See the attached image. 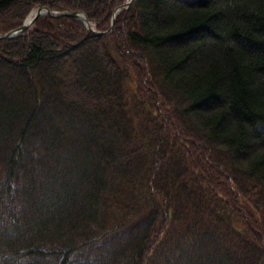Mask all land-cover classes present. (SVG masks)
<instances>
[{
  "label": "trees",
  "instance_id": "trees-1",
  "mask_svg": "<svg viewBox=\"0 0 264 264\" xmlns=\"http://www.w3.org/2000/svg\"><path fill=\"white\" fill-rule=\"evenodd\" d=\"M127 1L0 0V34L35 7L105 32ZM189 260L264 264V0H134L106 35L43 16L1 39L0 264Z\"/></svg>",
  "mask_w": 264,
  "mask_h": 264
},
{
  "label": "water",
  "instance_id": "water-1",
  "mask_svg": "<svg viewBox=\"0 0 264 264\" xmlns=\"http://www.w3.org/2000/svg\"><path fill=\"white\" fill-rule=\"evenodd\" d=\"M134 0H129L126 4V9L130 7L131 3ZM122 9H120L119 11H121ZM31 14V13H30ZM30 14L28 15V17L25 19L23 25L17 29L14 30L12 32L6 33V34H2L0 35V40H6V39H13L15 37L21 36L23 35L27 29L41 16H46V17H50V18H59V17H67V18H72L75 20H78L80 22L83 23V25L88 28L90 31L93 32L94 35H101V34H108L109 32H112L113 29V25H114V16L112 17V21H111V26L109 31L106 32H97L94 30V28H92L90 26V24L88 23L86 17L79 12H65V13H59V12H49L47 9H43L41 7H37L35 8V13L33 15V17L29 18Z\"/></svg>",
  "mask_w": 264,
  "mask_h": 264
},
{
  "label": "rangeland",
  "instance_id": "rangeland-1",
  "mask_svg": "<svg viewBox=\"0 0 264 264\" xmlns=\"http://www.w3.org/2000/svg\"><path fill=\"white\" fill-rule=\"evenodd\" d=\"M79 82H83L85 85H86V83L82 80V79H79ZM65 123L68 125L69 124V121H65ZM50 130L51 131H54L55 129L50 125ZM82 137H85L84 136V134H82L81 135ZM34 137H35V135H34ZM33 137V138H34ZM76 139V145L78 146V147H83L84 146V144H85V141L84 140H82V138L80 137V139L78 140L77 139V137H75ZM84 139V138H83ZM36 140L37 141H42V142H44L45 144H47L48 142H49V144L52 146H61V143H59L56 139H53L52 138V136H49V137H47L46 138V135H44V134H39V135H36ZM69 144V145H72V143L71 142H69L68 140H65V144ZM71 143V144H70ZM48 145V144H47ZM114 148L115 147V144L112 142L111 144H109V145H100V146H98V149L99 150H101L102 148ZM93 153H91V152H89L88 153V157L90 156V155H92ZM80 160H79V158H78V160H76V161H72L71 162V170H73V171H81V170H84V168H85V165L84 164H82L81 162H79ZM44 171H46L48 174H51V175H56L57 174V176L56 177H59V175H63V171H62V168L59 170V171H57V170H55L54 168H53V166H51V167H49V168H47V170H45L44 169ZM42 189H46L47 190V194H46V202L47 203H52L51 202V200H50V191H49V188H48V186L47 185H45L44 187H42ZM79 192H80V190H79ZM37 195H39V190H37V193H36ZM203 255H206V256H208L209 258H212L213 260H215V257H214V255H212L210 252H207V250L206 249H202V250H200V256L198 257V260L199 261H201L202 260V257H203ZM109 262H107V264H108ZM187 264H191V262H190V260L188 261V263Z\"/></svg>",
  "mask_w": 264,
  "mask_h": 264
},
{
  "label": "bare ground",
  "instance_id": "bare-ground-1",
  "mask_svg": "<svg viewBox=\"0 0 264 264\" xmlns=\"http://www.w3.org/2000/svg\"><path fill=\"white\" fill-rule=\"evenodd\" d=\"M120 8H118V9H116L115 10V12L113 13V15H112V17L115 15H117L118 13H120ZM34 13H35V10H33L32 12H31V14H30V16H29V18H31V17H33V15H34ZM115 16H114V18H115ZM50 18V17H49ZM67 18V17H66ZM90 26L92 27V25L90 24ZM85 27V26H84ZM86 28V27H85ZM88 31H90L88 28H86ZM95 30V29H94ZM95 31H97V30H95ZM92 34H93V32L92 31H90ZM6 34V33H5ZM94 35V34H93Z\"/></svg>",
  "mask_w": 264,
  "mask_h": 264
}]
</instances>
